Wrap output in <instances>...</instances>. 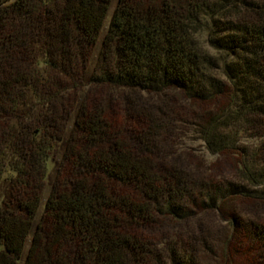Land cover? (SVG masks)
<instances>
[{
  "label": "trees",
  "instance_id": "trees-1",
  "mask_svg": "<svg viewBox=\"0 0 264 264\" xmlns=\"http://www.w3.org/2000/svg\"><path fill=\"white\" fill-rule=\"evenodd\" d=\"M109 3L0 0V175L13 173L0 264L17 263L32 226L23 264H199L193 243L168 237V222L198 208L264 251V218L228 204L264 196V145L241 159L240 180L204 173L169 149L171 100L143 96L177 89L196 101L211 151L236 147L242 129L264 133V0H117L87 73ZM74 107L34 223L52 137Z\"/></svg>",
  "mask_w": 264,
  "mask_h": 264
},
{
  "label": "rangeland",
  "instance_id": "rangeland-1",
  "mask_svg": "<svg viewBox=\"0 0 264 264\" xmlns=\"http://www.w3.org/2000/svg\"><path fill=\"white\" fill-rule=\"evenodd\" d=\"M116 1L110 0L108 10L88 60L87 73L94 65L102 35ZM197 35L203 47L212 49L207 43V32L204 29L198 31ZM86 87L87 84L85 83L77 89V102ZM143 96L146 100L154 103L162 98L163 100L167 98L171 100V108L173 110L170 112L173 115H170V120L174 125L168 139L169 149L173 153L179 154L184 160H189L193 165H198L199 169L204 173L240 180L238 166L241 164V159L254 161L257 159V152L264 145V133L256 134L249 128L238 131V139L234 141V146L236 147L211 151L200 138L199 132L195 130L197 127L195 122L198 121L199 115L204 109L196 101L186 97L177 89H165L160 93L144 91ZM213 105L214 102L211 101L209 106ZM76 107L73 108L71 117H69L63 132L52 137L51 148L46 158L44 185L33 218L34 223L43 208L56 166L62 156ZM12 175V170L9 168H6L0 175V203L9 193L10 177ZM261 186L264 187L263 184L259 185V187ZM230 203L235 207V213L243 219L255 216L264 218V196L260 198L248 195L235 197V199L232 198L228 201V204ZM168 223V237H178L180 241L193 243L192 245L195 246L193 251L197 255L199 264H264V251H262L261 247L257 246L254 240L245 237L243 232L239 233L237 231L230 236L228 233L229 220L223 218L215 210L198 208L193 216ZM32 230L33 226L25 238L22 252L16 264H23L24 262Z\"/></svg>",
  "mask_w": 264,
  "mask_h": 264
}]
</instances>
